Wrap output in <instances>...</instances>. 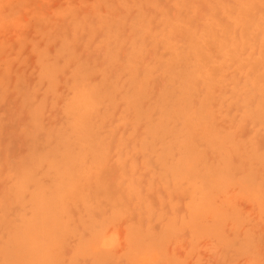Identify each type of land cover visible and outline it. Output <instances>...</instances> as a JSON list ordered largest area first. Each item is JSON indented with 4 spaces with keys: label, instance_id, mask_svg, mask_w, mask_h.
I'll return each instance as SVG.
<instances>
[{
    "label": "rangeland",
    "instance_id": "rangeland-1",
    "mask_svg": "<svg viewBox=\"0 0 264 264\" xmlns=\"http://www.w3.org/2000/svg\"><path fill=\"white\" fill-rule=\"evenodd\" d=\"M257 27L264 0H0V264H264Z\"/></svg>",
    "mask_w": 264,
    "mask_h": 264
},
{
    "label": "bare ground",
    "instance_id": "bare-ground-1",
    "mask_svg": "<svg viewBox=\"0 0 264 264\" xmlns=\"http://www.w3.org/2000/svg\"><path fill=\"white\" fill-rule=\"evenodd\" d=\"M242 12L243 13H249V10H248V8H247V6L246 5H244V6H242ZM240 15V14H239ZM239 21H240V25H241V29H242V32H243V35H244V38H245V40H248V38H247V36H248V31L249 30H252L253 29V27H251V26H249V24L248 23H244V20L241 18V15H240V17H239ZM233 24V23H232ZM239 28V27H238ZM264 28L263 27H257L256 28V31H255V33H256V37L255 38H253V39H256V38H258V37H262V39H263V46H264ZM263 33V34H262ZM205 38H206V40L205 39H202V41H187V46H188V48L189 49H191V57H192V60L194 61V64H197V67H198V70L196 71V74H197V77H198V79L201 81V83L203 84V85H205L206 87H210L212 84V79L210 80H208L207 78H208V73L206 72V70H205V64H206V62H207V60H208V57H207V55L204 53V49L206 48V47H208V49L209 48H212V42H211V39H210V37H209V35L208 34H206V36H205ZM229 40V39H228ZM257 41H259L258 39H257ZM214 44H216V43H214ZM218 44V43H217ZM224 44V43H223ZM228 44H229V42H228ZM228 44H227V46H228ZM257 44V43H256ZM220 45V44H219ZM246 46V45H245ZM243 47V46H242ZM218 48V47H217ZM259 48H261V47H259ZM215 49V48H214ZM219 49V48H218ZM231 49V48H230ZM214 51V50H213ZM226 51V50H225ZM218 52V54L221 56V53H223L224 52V50H220V51H217ZM226 52H228V51H226ZM225 55V54H224ZM222 57V56H221ZM223 58L224 57H222V60H223ZM228 59V58H227ZM230 59H231V62L233 63V64H235L236 65V61H237V59H236V56L235 57H233L232 58V56L230 57ZM219 60V59H218ZM221 60V59H220ZM253 64V63H252ZM260 64V63H259ZM232 65V64H231ZM251 65V64H250ZM261 65V64H260ZM259 65V66H260ZM233 66V65H232ZM206 67H207V65H206ZM211 67V66H210ZM262 67V66H261ZM237 68V67H236ZM239 68V67H238ZM237 68V69H238ZM250 68L251 69H248L247 70V72H250V75H253L251 72H253L254 71V69H256V67H254V66H250ZM260 68V67H259ZM260 70V69H259ZM202 72H205V73H202ZM263 72V71H262ZM237 73V72H236ZM243 73V72H242ZM220 76H221V72L220 73H218ZM214 76H215V74H214ZM210 78H211V76H209ZM244 77V76H243ZM250 78H252V77H250ZM177 81H178V79H177ZM175 82V81H174ZM258 82H260V83H264V76H261V77H259L258 78ZM260 83H258V86H260ZM211 84V85H210ZM199 85V84H198ZM194 103V102H193ZM181 105V104H180ZM168 106V105H167Z\"/></svg>",
    "mask_w": 264,
    "mask_h": 264
}]
</instances>
